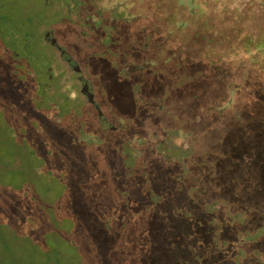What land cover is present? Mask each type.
I'll return each instance as SVG.
<instances>
[{
  "label": "rangeland",
  "instance_id": "1",
  "mask_svg": "<svg viewBox=\"0 0 264 264\" xmlns=\"http://www.w3.org/2000/svg\"><path fill=\"white\" fill-rule=\"evenodd\" d=\"M78 1L82 3L76 12L58 4L46 8L49 20H56L40 25L38 34L50 32L80 74L60 60L49 44L43 41L45 47L41 46L35 31L42 21L37 0L9 5L0 1L4 34L0 37V264H264V216L258 214V210L264 213V172L256 186L254 177L244 182L243 189H250L244 197L234 193L231 182L238 172L234 160L248 150L246 162L251 163L252 143L264 141L259 135L251 142L249 131L235 122L234 115L247 116L257 105L262 116L264 98L251 90L254 86L264 89V85H253L255 77L240 62L235 61L232 70L201 69L204 66L196 62L192 50L183 56L190 65L183 66L182 49L190 35L196 34L197 24H188L182 34L164 12L162 35L153 38L151 25L138 18L143 9L139 5L122 13L128 8L122 0ZM19 4H25V10ZM157 11L152 7L147 13ZM19 23L23 25L16 30ZM173 38L177 44L166 49ZM4 46L29 57L28 66L19 64L16 57L10 63L2 53ZM45 48L55 59L51 72L59 76L60 92L50 91L57 100L48 95L39 75L37 85H22L24 72L32 82L33 75L47 66ZM211 55L216 56L213 51ZM198 57L205 58L200 52ZM78 75L88 82L95 106L80 93ZM203 76L209 77L204 80ZM68 94L74 95L89 118L84 137L111 140L113 157L122 141L133 153L160 162L164 179L178 178L187 193L206 207L203 216L184 222L181 232L175 225L178 221H165L170 212L164 211L163 216V204L157 198L148 209L133 199L111 209L109 192H121L122 183L115 174L104 178L103 169L95 168L93 162L70 164L68 194L61 176L62 158L50 150L57 151L60 144L73 149L80 141L66 129L41 131L44 111H52ZM37 106L41 108L33 112ZM56 112L59 117L61 107ZM140 129L148 134H141ZM162 131L166 137L160 135ZM148 180L155 181L154 172ZM104 203L109 205L105 211ZM65 211L77 222L72 231L89 225L83 230L93 242V255L74 239L76 246L66 240L71 223L63 221ZM176 211L173 216L200 213L197 209ZM188 242V255L196 254V258L175 259Z\"/></svg>",
  "mask_w": 264,
  "mask_h": 264
},
{
  "label": "trees",
  "instance_id": "2",
  "mask_svg": "<svg viewBox=\"0 0 264 264\" xmlns=\"http://www.w3.org/2000/svg\"><path fill=\"white\" fill-rule=\"evenodd\" d=\"M122 1L128 4V8L126 7L122 13L126 12L130 7H138L136 5L143 7V9L140 7L142 10L138 13V18L143 19L151 25L152 29L149 33L153 38L155 35L158 38L162 35L163 25L167 15L173 19L174 28L179 29L182 34L185 32V26L187 29L189 28L188 24L198 25L196 34L194 36L190 35L187 47L182 49L181 62L183 66L185 64V66L190 65L183 60V56L189 50H192L196 55V62L204 66V68L201 69L212 73L216 68L225 71L227 67H230L232 70L235 68L234 62H240L241 65H245L249 73L255 77V84L253 85H264V0ZM15 3L16 2H13L12 4ZM19 5L18 8L21 11L25 10V4ZM152 7L159 11L154 12L153 15H148L147 10ZM40 12L42 21L47 22L49 17L45 14L46 12L42 7ZM164 12L167 15H165ZM185 16L187 18L186 24L183 22ZM31 23L32 20H29L28 24ZM22 25V23H19L15 29H19ZM157 31H159V35L156 34ZM3 35V32L0 31V36L2 38H4ZM209 40L214 43H211ZM176 44L177 41L173 38L170 42V46L166 47V49L170 50V48ZM145 49L146 47H143L142 51ZM212 51L216 56L213 57L211 55ZM199 52L204 54L205 58L203 60L198 57ZM209 76H205V79L203 76L202 79L206 80ZM245 84L246 81L243 85ZM251 91L261 94L264 98V89L254 86V89ZM202 95L209 98H219L207 94H201L200 96ZM61 102L62 103H56L52 111H44L43 118L45 124L42 130L40 128H38V130L40 129L43 131L47 128L49 130L66 129L69 133H73L75 139L80 141V144L73 149H70V144H60L57 151L54 149L50 150V154L55 153L62 158L64 167L62 168L63 173L61 176L64 180V187L69 192L68 194L71 192L70 184L72 179L67 172L70 164L74 162L76 165L86 164L87 166L93 162L96 164L95 168L103 169L104 178L115 174L122 183L123 189L121 192L118 191V193L115 189L109 192L110 201L107 203L111 204V209L117 208L114 205L127 203L129 199L135 200L143 208L148 209L153 205L155 198L163 204V216L166 210L170 212V216H173L177 213L176 208L185 210L197 209L200 213L195 217H190L188 214L173 216V218L171 217L172 219L170 216L164 217L166 219L165 221H178V224L175 223V225L181 232L185 230L183 226L184 222H190L203 216L206 207L187 193L186 188L181 184V180L178 181V178L173 181L164 179L160 162L154 161L152 163L146 159V156L133 153L130 145L122 141L115 147L117 156L113 157V155L109 153L110 148L113 146L111 140L102 141L101 138L97 137H84L83 128L89 118L84 115L85 113L79 104H71L64 98ZM58 106L62 109V113L59 117L56 116V109ZM257 107V105H253L248 112L250 114L247 116L242 115L243 118H245L244 120H242V116L234 115L235 122L240 126L241 124L245 126L243 130L249 131V138L252 139L251 142H254L259 135L264 136V114L260 116ZM40 108L41 107L37 106V108L32 109V111L38 112ZM52 113L54 117H48V115ZM178 127L179 130L182 131L181 125H178ZM145 129H140L141 134H148ZM160 135L166 137L167 132L162 131ZM252 144L255 146V150L252 154L251 163L246 162L247 158L250 156L248 150L246 155L244 154L240 159L234 160L238 172L237 174L235 173L233 179H231L232 189L235 194L242 197L250 192V189H243L244 182L246 180L252 181L254 177L255 182L252 181V184L256 186L259 183L262 172H264V141H256ZM97 147H99V149ZM50 154H46V156ZM241 164L243 165L242 168L240 167ZM151 172H154L155 175L154 182L148 180V175ZM169 193L171 194L168 195ZM105 205L106 203H104L103 206L104 211L109 208V205ZM162 212H160V214H162ZM65 214L67 218L70 217V219L64 218L63 221L65 223H71L69 230L65 231L66 240H68L71 245L76 246L75 242H73L75 240L81 247L87 249L86 252L89 255H93V253L96 252L93 247V242L88 237L86 230H83L84 227L88 228L89 225L85 226L82 224L81 229L72 231L77 222H75L71 215L67 214V211H65ZM258 214L261 217L264 216V213H260L259 210ZM179 223L182 225V228ZM172 233L176 232L173 231ZM170 244L172 246L171 248L174 249L173 244ZM189 244L188 242L186 249L183 247V254L179 253V257L177 254L175 259H182L185 257L184 260L187 261L188 259L190 260V258H196V254L188 255L191 249Z\"/></svg>",
  "mask_w": 264,
  "mask_h": 264
},
{
  "label": "flooded vegetation",
  "instance_id": "3",
  "mask_svg": "<svg viewBox=\"0 0 264 264\" xmlns=\"http://www.w3.org/2000/svg\"><path fill=\"white\" fill-rule=\"evenodd\" d=\"M1 1H3L2 4L9 5L8 3L12 4L13 2H16L18 0H1ZM30 1L31 0H28V3ZM37 3L39 4L40 8L42 7V9H44L45 11H46V8H49V6H52L54 4H58V6L60 5V8L64 7L68 11H70L71 9L74 8V10L76 12L77 10H79L82 2H79L78 0H73V2L71 1V3L61 4L57 0H37ZM54 16H56V14H54ZM49 19H50V17L48 18L47 22L42 21V22L37 24V26L35 28V31L37 34H38V27L40 25L49 26V23H52L53 21L56 20V19L55 20H49ZM41 36L42 37H40V35H39L40 43H41L42 47L43 46L45 47L44 43L49 44L52 48L55 49V51H57L59 53L60 60H62L66 65H68V67L71 68L75 73L80 74L79 67L75 66L73 59L71 57H69L63 50H61L60 47H58L56 39L54 37H51L50 32H48V31H45L44 33L42 32ZM43 41H44V43H43ZM23 49H24V47H23ZM35 52H36L35 50L31 51V53H35ZM43 52H44L46 59L48 60L47 66L42 70V73H40V72H37V74L35 73L33 75V79L30 76L31 79L33 80L32 82H30L29 75H27L24 72L25 78L22 82V85H37L36 80H38L37 75H39V77L42 78L41 85H43V87L47 90V93L49 96H53L55 98L54 95L50 94V91L60 92L59 85L57 82L59 76L56 75L55 73L51 72V70L53 69L52 64L54 63L55 59H54L53 54L46 51V48L44 49ZM2 53L4 54V56L9 57L10 63H12V64H14V62H15L13 60V58H15V57L17 60L19 59V64H23L24 67H27L29 64L28 59H27L29 57L20 56L19 54H17V52L11 50V48L9 49L8 46H4L2 48ZM77 79H78L79 83L81 84L80 93L87 97V101L89 104L95 106L96 104L93 100V95L91 94V92L89 91V88H88V82L81 75H78ZM60 95H62V94H60ZM72 96H73V98H72ZM72 96H70L68 94L67 96L61 97L60 103H62L61 101L64 98V99L68 100L69 103L78 105L79 102L74 98V95H72Z\"/></svg>",
  "mask_w": 264,
  "mask_h": 264
}]
</instances>
